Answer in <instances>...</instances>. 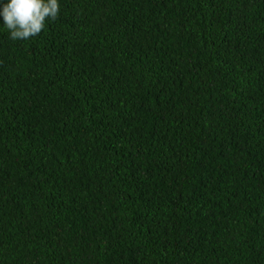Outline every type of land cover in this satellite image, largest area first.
Masks as SVG:
<instances>
[{
  "label": "trees",
  "instance_id": "1",
  "mask_svg": "<svg viewBox=\"0 0 264 264\" xmlns=\"http://www.w3.org/2000/svg\"><path fill=\"white\" fill-rule=\"evenodd\" d=\"M0 18V264H264V0H58Z\"/></svg>",
  "mask_w": 264,
  "mask_h": 264
},
{
  "label": "clouds",
  "instance_id": "2",
  "mask_svg": "<svg viewBox=\"0 0 264 264\" xmlns=\"http://www.w3.org/2000/svg\"><path fill=\"white\" fill-rule=\"evenodd\" d=\"M58 0H0V18L13 40L39 35L47 20L59 14Z\"/></svg>",
  "mask_w": 264,
  "mask_h": 264
}]
</instances>
